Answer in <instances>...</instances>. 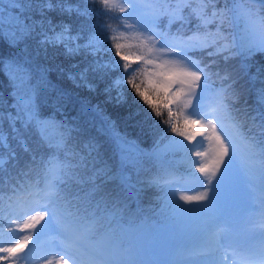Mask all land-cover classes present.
Masks as SVG:
<instances>
[{
  "label": "snow or ice",
  "instance_id": "6c2138e0",
  "mask_svg": "<svg viewBox=\"0 0 264 264\" xmlns=\"http://www.w3.org/2000/svg\"><path fill=\"white\" fill-rule=\"evenodd\" d=\"M5 2L7 8L3 7ZM97 2L102 5L101 9L89 7ZM165 3L169 4L168 8L160 7ZM185 8L190 9L188 15L184 14ZM117 11L122 15L115 19L135 33L139 44L146 50V56L133 58L123 54V46L116 42L117 29L113 28L114 56L102 60L100 53L110 51L104 47L102 39L103 33L111 28L110 24L100 23L98 19L92 25L93 30L85 34L83 27L73 32L70 23L54 21L49 15H75L91 20L93 14L108 16V13ZM162 16L168 18L164 27L160 26ZM189 17L197 23L191 34L185 35ZM177 21L180 27L175 32L170 31V26ZM210 25H214V29H210ZM234 25H243V38L239 45L226 31ZM123 35V32L119 33V36ZM34 37H38L36 43L45 52L50 47L63 49L65 64L58 65L55 71L70 84L73 91L85 94L78 101L81 113L99 110L98 103L87 100L92 93L102 98L106 105L124 108L128 99L125 88H129L135 98L147 106L145 111L149 116L162 117L167 109V119L162 123L169 125L171 131L183 140L195 141L196 146L188 148L182 141L172 139V151L191 153L198 158L208 157L198 163L187 160L188 168H195L204 180L192 176L199 185L193 189L196 194H179V201L199 207L185 208L174 195H167L169 189H175L180 183L171 169H162V174L140 181L137 199L141 192L146 193L149 188L165 192V207L176 217L197 214L200 217L198 227L212 243L219 232L230 229L218 194L226 185L238 186L236 162L241 154V144L246 148L247 171L249 174L258 173L264 181V138L257 140L240 133V126L235 121L239 138L225 132L222 118L232 119L227 89L221 87L213 91L210 81L212 76L221 80L230 79L228 72L221 75L218 67L213 70L219 60L227 63L241 57L247 66L248 61L264 54V2L257 7V0H199L197 6H193L192 0H78L77 3L70 0H0V39L7 48L26 53L25 42ZM22 44L24 47H20ZM133 63L151 66V71L132 67ZM0 72L12 85V103H4L15 110L0 112V125L7 121L12 139H16L24 151L29 149L24 138L18 135L21 129H32L49 150L46 156L37 158L33 154L31 157V165L39 169L43 187L38 186L39 181L29 183L31 167L19 174L20 179L9 176L0 185V197L3 187L11 190L8 195L10 211L25 212V193L31 197L33 205L25 213L27 219L18 226L20 231L28 230L29 234L10 247H0V253L6 254L0 256V260L16 257L10 264H22L26 258L18 256V253L28 248L33 235L47 234L60 241L65 255L71 257L73 264H159L153 259L155 251L144 243L143 230L133 227L140 209L132 211L129 207L127 193L134 188L132 174L113 169L103 161L98 143L92 138L81 140L80 129L73 121L56 120L52 115L41 114L39 92L30 84L31 75L24 64L18 63L14 57L0 58ZM138 74L150 77L146 84L144 81L137 83ZM256 78L264 85V76L257 75ZM234 83L235 80L228 88ZM257 93L260 110L250 118L264 130V87L257 89ZM232 98H235L234 93ZM71 102L70 91L57 92L54 111L63 113ZM128 115L132 117L138 113L129 112ZM180 119L193 127V135L178 131L173 121ZM218 123H221L219 130ZM52 126L60 129L55 140L47 135L48 128ZM197 135L202 137L200 141H196ZM8 140V133L0 130V148L10 147ZM204 140L209 142L210 154L200 150L204 147ZM121 143L127 144V141L121 140ZM10 155L14 157L15 152ZM58 156L63 159L58 160ZM128 162L129 157L122 154L121 164L127 167ZM4 163L3 157H0V171L4 170ZM13 179L15 184L7 183ZM68 185L77 186L76 191H67ZM245 195L243 191H237V201H242ZM261 197L264 199V190ZM32 212L34 214H30ZM126 214L127 226L124 223ZM42 221L45 223L37 232V225ZM258 227L264 230V214ZM206 253V247L188 250L182 254L180 264H203L196 258ZM232 255L234 264H264V231L253 242L233 249ZM48 264L53 262L49 260ZM57 264H68V260L61 256ZM168 264L177 262L171 260Z\"/></svg>",
  "mask_w": 264,
  "mask_h": 264
},
{
  "label": "trees",
  "instance_id": "16d2710c",
  "mask_svg": "<svg viewBox=\"0 0 264 264\" xmlns=\"http://www.w3.org/2000/svg\"><path fill=\"white\" fill-rule=\"evenodd\" d=\"M71 3H77L78 0H70ZM222 2V0H221ZM264 2V0H257V7ZM193 6H197L199 0H192ZM174 6V5H173ZM7 8V3L3 5ZM89 7H95L97 10L102 8L98 2ZM160 7L168 8L169 4H161ZM190 9L185 8L184 14L188 15ZM35 15V13H33ZM55 20H64L70 23L73 28V32L83 27L85 34L92 31V25L99 19L100 23L110 24L109 28L102 35L104 40V47L109 48L108 52H101L100 59L109 60L114 56L115 48L112 47L113 41L111 36L113 35L112 29L118 31L125 30L122 22L115 17H119L122 14L117 12L108 13V16L93 14L91 20H86L84 17H72L63 16L59 17L56 13H50ZM39 18V17H37ZM167 16L161 17L160 26L167 25ZM197 21L189 17V23L185 26V35L191 34V30ZM242 25H234L227 28L226 31L231 34V39L234 41L235 36ZM180 27V22L177 21L170 26V31L175 32ZM210 29H214V25L209 26ZM38 37L31 38L25 43L27 44V52L21 53L19 49H8L2 39H0V58L14 57L18 63L25 65L26 69L30 72L31 80L30 84L36 88L39 92V102L41 104V114L43 116L52 115L56 120H68L73 121L78 125L80 129V139L86 138L94 139L99 146L100 155L103 161L107 162L113 169L124 171L126 174H132V181L134 188L129 189L127 195L130 197L129 207L132 211H136L138 208L140 211L135 217L133 227H139L144 232V243L146 246L152 248L155 251L153 259L159 254L161 258H164L168 263L171 260H175L177 264L183 259V253L194 248H207L206 255L197 257L196 259L202 261L203 264H213L216 257H210L211 245L205 241L187 238L192 242V248L188 250L178 247L176 240L178 237L179 229L175 227L171 222L179 221L183 217L190 216L192 214H186L183 217H176L170 219H164L165 213L162 212L165 206L164 195L165 192L156 188L147 189L146 193L141 192L139 199H137V193L141 188L140 181H147L148 179L156 176L158 173L162 174V169L174 170L177 179L180 180L179 185L192 186L194 179L198 172L195 168H188L187 160L191 159L197 162L198 157L191 153L185 154L184 152L172 151L171 140L182 141L186 144L188 141L183 140V137L173 133L169 125L162 123L167 119V109L164 110L162 117L149 116L145 111L147 106H143L142 101H138L135 98V94L131 92V89L125 88L128 93L127 104L124 108L116 109L110 105H106L104 100L97 97L96 93H92L87 96V100L93 104H99V110H92L85 113H81L79 109L78 101L81 96L85 95L82 92L79 94L71 89L70 84L63 79L56 71L58 65H64L65 60L63 56L62 48H48L47 52L40 49L36 43ZM121 39L118 37L116 42L119 43ZM20 47H24L22 44ZM125 54L128 49H121ZM115 60H119V57H115ZM207 62V61H205ZM123 64V61H121ZM132 67H138L141 70L149 68L144 66L143 63L139 65L133 63ZM218 67L221 75L224 72H228L230 79L221 80L216 76L211 78V88L213 91L224 87L227 89L229 109L232 119L222 118L227 124L232 133H236L234 122L239 124V132L249 136L255 137L257 140L264 138V130H262L257 124H255L250 118L254 112L259 111L260 108L257 105V89L264 87L260 81L256 78L257 75L264 76V54H258L253 61H248L247 66L243 62L241 57L233 58L225 63L222 59L219 60L218 65L213 66V70ZM48 70V71H45ZM235 80L231 88L228 85ZM144 81L146 84V74H138L137 83ZM51 85V87H49ZM144 85H142L143 88ZM55 89V91H53ZM68 90L72 95V102L63 113H56L54 111V101L56 100V94L59 91ZM12 91V85L3 72H0V112H14L15 110L7 105L12 103L10 93ZM235 94V98H232V94ZM102 97V94H101ZM7 102L5 105L4 102ZM61 103H63L61 101ZM175 111V106H173ZM150 111V110H149ZM138 113L129 117L128 113ZM114 122V123H113ZM178 131L184 132L185 130L191 131L193 127L183 123L182 119L174 120ZM19 127V124H17ZM0 130L8 133L9 140L8 148H0V157H3L5 163L3 165V171H0V185L5 183V178L11 176L20 179L19 174L24 171H31L29 173V183H37L39 181V187H43L42 178L39 176V169L31 165V157L33 154L37 158L42 155L48 154L46 146L41 144L38 135L29 129L25 131L20 130L19 136H22L27 143L29 151H24L21 145L16 139H12V132L8 126L7 121H4L0 125ZM60 134V129L56 126L49 127L47 135L53 140L57 139ZM119 137L120 139H117ZM237 138H239L237 136ZM121 140L127 141V144L121 143ZM188 148L195 147L193 144L186 145ZM201 150V149H200ZM15 152V156L12 157L11 152ZM122 154H126L129 157L127 167L121 164ZM58 160H62V156L57 157ZM191 173V175H189ZM9 184H15V179L7 181ZM251 183V182H250ZM257 185H262L259 190H264V181L261 177H258ZM252 184V183H251ZM109 187H112L110 185ZM77 186L68 185L67 191L75 192ZM223 189V188H222ZM10 188H2L3 203L0 207L3 208V212L0 213V247H2L3 240L11 231V219L15 216H19L21 212L10 211L8 207V195L10 194ZM234 191H230L231 197L236 199ZM28 195L25 193L24 198ZM243 199L242 202H238L241 207L240 210L227 207L223 202H220L223 213L232 219L241 218L244 209V205L248 203ZM25 201V200H24ZM26 205V203H25ZM23 205V206H25ZM195 207H199L196 205ZM260 211L264 210V202L258 207ZM225 210V211H224ZM163 213V214H162ZM167 218V215L165 216ZM128 217L125 215L124 223L127 226ZM6 255L0 253V256ZM159 257V258H160ZM13 257H9L8 260H0V264H10Z\"/></svg>",
  "mask_w": 264,
  "mask_h": 264
},
{
  "label": "rangeland",
  "instance_id": "374dc122",
  "mask_svg": "<svg viewBox=\"0 0 264 264\" xmlns=\"http://www.w3.org/2000/svg\"><path fill=\"white\" fill-rule=\"evenodd\" d=\"M160 22H161V20H160ZM120 32H123L124 35L119 36ZM117 35L121 39V41H119V43L123 46L122 49H128V51L125 53V55H129L130 57H133V58L138 57V56H142V55L143 56L147 55L146 50L143 48L142 45L139 44V41L136 38L135 33L131 32L130 30L125 28V30L118 31ZM242 38H243V25L241 26V28H239V30L235 36L234 42L237 45H239ZM146 67H149L148 71L150 72L151 66H146ZM146 78L148 79L150 77H148L146 75ZM221 123H222L223 128H224L226 133L236 136L235 133H232V131H230L229 127L227 126V124L223 120H221ZM221 123L217 124L218 130L221 126ZM184 133L187 135H193L194 129H192L191 131L185 130ZM199 137H201V136H199V135L196 136V141L199 140ZM201 139H202V137L200 138V140ZM189 144H193L194 146H196L195 141L191 142V143L188 141L185 145H189ZM208 145H209V142L207 140H204V147L201 150L202 151H209V154H210V150H209ZM240 153H241L240 156L241 155L246 156V148L243 144L240 145ZM240 156L238 157L237 162H236V175L238 177V186L234 187V186L226 185L225 189L227 192L231 191L232 189L234 190V192L243 191L244 193H246L244 199H247L244 201L249 203L250 200H248V198H250V199L252 198L253 199L252 204H253V206L254 205L256 206L263 200L261 197L262 192L256 196H254V197H253L254 193L251 195V192H253L255 190L254 185L256 184L255 182H256L257 178L259 177V174L258 173L249 174V172L246 169V159H245V157L242 158L243 156L242 157H240ZM201 159L207 160L208 157H200L199 160H201ZM198 161H197V163H198ZM198 175L201 176L200 173H198ZM199 180H204V177L202 176V178ZM250 182L252 183V186L250 185ZM198 187H199V185L197 184V182H195L194 185L190 186V187L178 185L175 189H169L167 195L169 197L174 195L176 200L179 201V194H181V192L183 194H186V195H195L196 192L193 191V189H196ZM248 195H249V197H248ZM234 196L236 198V193H234ZM218 198L220 200L228 203V204H230V202L234 203V201L231 198L225 197L223 193H219ZM164 199H165V197H164ZM238 202H240V201H238ZM179 203L184 205L185 208L196 206V204H191V205L184 204L183 201H179ZM247 205H244V208ZM162 211H163V213H165L164 216L167 215V218L176 217L165 206L163 207ZM30 214H34V212H32ZM25 219H27V215L24 213V215L19 220H14L11 223L12 233L10 235H8L6 237V239L2 242V247H10L13 243L18 242L20 238H22L23 236L28 234V232H29L28 230L20 231L19 227H18L19 225L23 224ZM182 219H183V221H189L190 217L186 216L185 218L183 217ZM251 221H252V226H254L255 229L259 228L258 227L259 221L257 219H254V216L253 217L251 216ZM199 222H200L199 219H195L193 221V223L188 222L189 223L187 225L188 230L184 231V233L192 235V236H201V237L205 236L198 226L193 227L194 224H199ZM44 223H45V221H42V222H40V225H37V229H36L37 232L39 231L41 225H43ZM189 227H191V228H189ZM232 229L237 234V241L239 244H241L242 241H247L246 239H250L252 236L242 223H235L232 226ZM259 236H260V234H259ZM227 237H228L227 231L219 232L215 237L214 244H216L220 247V251H221L222 255L224 253H226L224 260L220 264H234V258L232 255L233 251L229 250L230 247L227 246V240H228ZM33 240H35L36 245H41L44 250L41 252V255H39L33 259H30L29 252L32 249L31 243ZM33 240L29 243L30 247L27 250H25L23 253H18V256H23L26 258L22 262V264H48L49 260H51L53 262V264H57V261L59 260V258L61 256H64V258L68 260V264H73V262L71 260H69V258L65 255V253L60 248V241L58 239H53L51 236H49L47 234H40L38 236L33 235ZM186 245H188V242H186ZM220 251L218 249H216L217 253H219Z\"/></svg>",
  "mask_w": 264,
  "mask_h": 264
}]
</instances>
